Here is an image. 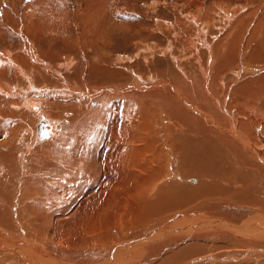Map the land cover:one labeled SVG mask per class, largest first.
Masks as SVG:
<instances>
[{"label": "bare ground", "instance_id": "obj_1", "mask_svg": "<svg viewBox=\"0 0 264 264\" xmlns=\"http://www.w3.org/2000/svg\"><path fill=\"white\" fill-rule=\"evenodd\" d=\"M227 5L208 47L214 69L224 65V81L206 86L217 115L191 100L188 69H174L175 83L147 81L103 56L89 68L110 80L103 87L83 66L54 69L36 43L0 50V264H264V11ZM65 12L50 10L32 32L51 57L60 38L73 44L59 61L68 70L100 38L66 36ZM209 16L212 35L221 22ZM243 213L247 222L230 217Z\"/></svg>", "mask_w": 264, "mask_h": 264}, {"label": "rangeland", "instance_id": "obj_2", "mask_svg": "<svg viewBox=\"0 0 264 264\" xmlns=\"http://www.w3.org/2000/svg\"><path fill=\"white\" fill-rule=\"evenodd\" d=\"M49 1L50 3L48 4ZM52 1L53 0H0V50L3 52L7 48L14 53V50H23L27 43H36L33 47L34 50L38 55L41 54L40 56H44L46 62L52 65L54 69H60L65 74L68 72L70 76L71 74H74V69H76V73L78 69H81L83 66L85 79H89V81L93 80L92 82L97 81L96 83H92L94 86H98L99 83L101 86H103L102 83L106 82L107 84L111 85L110 80H107V78L106 80L98 79L97 76H93L95 75L94 72L92 73L89 70L91 63H97L99 58H102L103 60L106 58L108 61H105L108 62V64L110 62L113 66H120L124 69L125 67L126 69L131 67L135 71L139 72L140 75L142 74V76H144L147 81L156 78H163L169 82H174L172 72L175 68L180 71V74H182L181 72H183V70H189V72H192H190L191 75H194L195 73V80L198 81H196L198 85H196L193 89L194 93L193 90H191L192 92L189 91L191 100L196 104H199L201 108H203L204 105L207 111L213 113L214 115H217L221 112V110L209 100L208 87L211 88L219 81H224V79L222 80V78L225 77V75H223L224 65H221L222 69L220 72L222 74L214 69L217 61L214 63L211 62L209 58L208 47L209 39L211 38V46L212 49L215 50L216 45L213 47L214 44L219 42L221 36L224 34L223 32H225L223 22L221 21H224L225 19L222 17V13H224L227 9L229 0H226L227 3L224 0L225 2H221L222 4L220 3L219 5H215V3L217 4L219 0H55L53 1L54 4L51 3ZM243 2L248 3L249 6L244 7L243 10L239 12V16L245 15V12L250 9L249 7L251 5L255 6L254 4L258 5L259 3L261 4L260 7L262 9L258 10L261 11V13L257 10L255 16L256 18H259V16L263 14L264 0H251L252 4L249 2V0H233V3L236 4L235 6ZM213 4L215 5L214 7ZM50 10L67 11L65 14L66 17L71 19L72 26L67 30L68 33L66 36L73 35L76 37V32H78L80 35H85L87 40L94 37L93 35H95V38H100L97 44L92 46L87 44L89 47L84 49L82 56L84 64L81 62L79 63V66L76 65L77 67H73V69L68 70L60 66V58L65 57L68 51H75L74 46L71 43L69 45L64 44L65 47H62V43H64L65 40L64 38H60L61 43H58L57 47H59L61 50L58 51L55 48V56L51 57V55L45 53L44 50L46 47L43 45L45 43V39H43L41 43L38 39L42 37L43 34L33 33V26L38 21L44 20V18H46V16L49 14ZM214 10L217 11V14H215ZM204 14L207 15L205 16ZM211 14L218 16V19L216 20L217 23L221 22L220 25L216 26V28L219 27V29L215 28V33H212V35L208 33V29H210V27L205 24V22H207V24L210 22L209 15ZM238 15L235 18H238ZM197 19H199V24L201 23L204 28L205 36L207 37L204 38L205 42L202 41L203 38L198 36L196 26ZM72 21L75 23H80L74 25ZM101 27L103 28V33H101L99 30ZM58 36H64L63 28L56 37ZM103 38L105 39L101 40ZM197 39H199L198 42ZM109 40L111 41L109 42ZM192 40L194 42L196 41V43L200 45L192 46L194 43ZM38 47H40V49ZM79 61H81V59H79ZM202 61L204 64L200 65L199 63H202ZM209 61L212 63V65H210ZM183 66L185 68H183ZM202 67L209 68L210 71L212 70V72H214L212 76L218 75L216 79L213 80L212 77H210L211 80L206 79L205 74H202ZM182 78L180 81H182ZM132 81V79H129L128 81H122V83L126 82L127 84L131 83ZM212 82H214V84ZM207 85L208 87H206ZM94 86L91 87L95 88ZM198 86L201 88V90ZM222 92L223 90L221 88L219 94ZM201 93L202 95H200ZM192 94L196 98H193ZM114 95L119 96L122 94L113 93L110 95V98ZM206 101H210V105L208 107L203 104ZM110 113L112 112L110 111ZM260 131L264 133L263 127L260 129ZM34 213L37 216L39 211L35 210ZM245 214L247 215V213H243V216L245 217L242 218L240 217V214H236L237 216H229L234 217V221H236L237 217L239 216L240 222H247L251 215L246 217ZM13 233L15 232H12L11 234L15 235V239H17L16 237H18V234ZM0 237H3V234L0 233Z\"/></svg>", "mask_w": 264, "mask_h": 264}]
</instances>
